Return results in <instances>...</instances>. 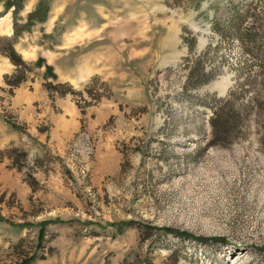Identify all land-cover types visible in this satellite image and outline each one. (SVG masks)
<instances>
[{
    "label": "rangeland",
    "instance_id": "obj_1",
    "mask_svg": "<svg viewBox=\"0 0 264 264\" xmlns=\"http://www.w3.org/2000/svg\"><path fill=\"white\" fill-rule=\"evenodd\" d=\"M4 16L27 69L16 83L0 53L2 249L43 227L31 264H264V0H24ZM229 92L238 128L213 146Z\"/></svg>",
    "mask_w": 264,
    "mask_h": 264
},
{
    "label": "trees",
    "instance_id": "obj_2",
    "mask_svg": "<svg viewBox=\"0 0 264 264\" xmlns=\"http://www.w3.org/2000/svg\"><path fill=\"white\" fill-rule=\"evenodd\" d=\"M2 4V10H0V14H3L8 9L13 8L14 13H18L24 4V0H0ZM48 11V6L45 2H39L37 8L28 15L27 21L23 24L14 23V36H19L26 28H29V25L37 22L44 21L46 19ZM14 39H9L7 37L0 36V53L6 55L10 61L17 66V74L14 76L15 82H20L23 78V72L27 69V64L22 60L21 56L16 53L14 49ZM22 76V77H21ZM14 82V83H15ZM46 88L57 90L60 89L62 94L68 93L71 90V86L67 83H56L52 84L50 82L45 83ZM259 90L264 92V75L263 79L259 84ZM235 97V92H229L227 97L220 98L217 101V104L212 112V116L210 118V126H211V139L208 144L213 146H227L229 142L233 141V137H231V133L234 130H237L238 119L235 118L233 114H230V104ZM231 134V135H230ZM16 150V149H12ZM21 154L26 156L25 151H21ZM168 232H172L176 234L178 237L186 238L190 235L185 232H177L172 229H165ZM46 234L45 228L40 227L37 230L36 235V244L33 246H29L25 239L21 238L16 242L8 245L6 249H2L0 247V252L7 251L6 254L13 255V261L10 264H31L37 258H41L38 255V247H41L42 241ZM189 238H194L189 237ZM223 239H206L205 241H222ZM204 241V240H203ZM2 254V253H0Z\"/></svg>",
    "mask_w": 264,
    "mask_h": 264
},
{
    "label": "bare ground",
    "instance_id": "obj_3",
    "mask_svg": "<svg viewBox=\"0 0 264 264\" xmlns=\"http://www.w3.org/2000/svg\"><path fill=\"white\" fill-rule=\"evenodd\" d=\"M6 16L2 17L0 19V30H4V29H8L9 28V25L8 23L6 22Z\"/></svg>",
    "mask_w": 264,
    "mask_h": 264
}]
</instances>
